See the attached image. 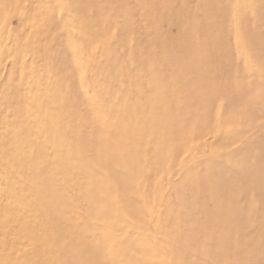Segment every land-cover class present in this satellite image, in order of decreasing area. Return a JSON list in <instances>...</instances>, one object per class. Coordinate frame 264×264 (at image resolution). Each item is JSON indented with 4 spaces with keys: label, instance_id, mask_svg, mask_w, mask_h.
I'll return each instance as SVG.
<instances>
[{
    "label": "rangeland",
    "instance_id": "374dc122",
    "mask_svg": "<svg viewBox=\"0 0 264 264\" xmlns=\"http://www.w3.org/2000/svg\"><path fill=\"white\" fill-rule=\"evenodd\" d=\"M0 264H264V0H0Z\"/></svg>",
    "mask_w": 264,
    "mask_h": 264
}]
</instances>
